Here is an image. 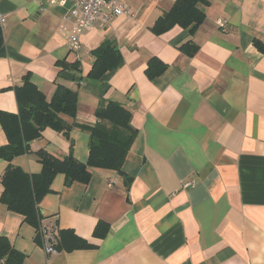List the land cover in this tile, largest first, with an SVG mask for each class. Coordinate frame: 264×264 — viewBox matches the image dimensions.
I'll use <instances>...</instances> for the list:
<instances>
[{"label":"crops","instance_id":"crops-1","mask_svg":"<svg viewBox=\"0 0 264 264\" xmlns=\"http://www.w3.org/2000/svg\"><path fill=\"white\" fill-rule=\"evenodd\" d=\"M117 1L133 17L85 32L79 60L58 34L73 2L0 0L1 111L19 112L16 87L29 74L48 101L58 86L77 92L78 123L94 125L96 110L116 102L137 131L123 174L95 170L88 185L56 177L39 208L67 232L58 255L47 257L37 230L1 201L0 237L25 255L24 264H264V51L255 44L264 47V0H207L194 36L180 27L162 36L150 30L176 0ZM105 41L123 63L88 81L91 52ZM188 41L199 47L192 58L180 50ZM153 58L168 68L152 81ZM89 136L47 129L11 166L39 174L41 150L86 163ZM6 139L0 124V148ZM8 165L0 158V179ZM99 223L109 225L105 238L95 236ZM80 240L91 247L71 249Z\"/></svg>","mask_w":264,"mask_h":264},{"label":"trees","instance_id":"trees-1","mask_svg":"<svg viewBox=\"0 0 264 264\" xmlns=\"http://www.w3.org/2000/svg\"><path fill=\"white\" fill-rule=\"evenodd\" d=\"M171 10L156 21L152 29L155 35L162 36L175 27L194 36L206 20V13L201 6H208L207 0H176ZM3 28L0 26V51L5 43ZM264 51V47L255 42ZM180 50L188 57H194L199 47L191 41L183 43ZM94 59L88 81L100 82L105 76L117 70L123 63L119 49L111 41H105L91 52ZM168 65L157 58L148 62L146 75L150 80L159 78L167 71ZM78 93L58 86L51 101L32 82L31 76H24L21 86L16 87L19 107L17 114H6L0 110V124L7 137L8 144L0 148V158L10 163L1 180L2 195L0 201L13 213L23 216L25 222L37 230L40 238L41 211L40 204L52 193L53 183L58 176H63L68 184L88 185L95 170L113 171L123 174V166L136 138L137 131L132 126V114L116 102L96 110L94 125L77 122ZM71 119V122L67 121ZM73 128L90 133L88 162H79L72 153L57 158L45 150L36 154L41 165L39 174H29L23 169L11 166L12 161L30 152V144L43 136L47 129L57 133L70 132ZM109 225L99 223L95 236L105 238ZM59 229V228H58ZM57 229L58 250L62 247V232ZM84 241H77L71 249L90 248ZM25 255L17 251L5 237H0V264H24Z\"/></svg>","mask_w":264,"mask_h":264},{"label":"built area","instance_id":"built-area-1","mask_svg":"<svg viewBox=\"0 0 264 264\" xmlns=\"http://www.w3.org/2000/svg\"><path fill=\"white\" fill-rule=\"evenodd\" d=\"M49 4L57 7H65L68 2H73L74 6L69 11L68 15L63 20L60 26L59 33L68 41V47L71 51L77 54L78 59L82 56L83 43L81 41L85 32L93 29L108 28L113 18L133 17V12L130 8L123 5L117 0H46ZM6 18L0 12V26H5ZM218 28L228 30V24L225 20L217 22ZM80 60V59H79ZM115 181L109 183L111 188ZM193 183L184 185L186 188L192 186ZM2 189L0 188V195ZM57 219L55 217H42L40 238L42 240L43 249L47 257H53L59 254L57 237Z\"/></svg>","mask_w":264,"mask_h":264}]
</instances>
